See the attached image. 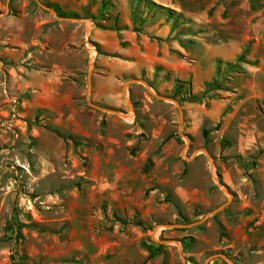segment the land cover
Segmentation results:
<instances>
[{"label":"rangeland","instance_id":"rangeland-1","mask_svg":"<svg viewBox=\"0 0 264 264\" xmlns=\"http://www.w3.org/2000/svg\"><path fill=\"white\" fill-rule=\"evenodd\" d=\"M0 264H264V0H0Z\"/></svg>","mask_w":264,"mask_h":264},{"label":"trees","instance_id":"trees-1","mask_svg":"<svg viewBox=\"0 0 264 264\" xmlns=\"http://www.w3.org/2000/svg\"><path fill=\"white\" fill-rule=\"evenodd\" d=\"M177 82H178L177 83V87H178V92H179V88L182 87L183 81L178 80ZM212 86H213V82L208 83L207 84V87H206V92H209V91L213 90V87ZM201 98H203V97H199V95H193V94L190 95V97H189V99L192 100V101H198Z\"/></svg>","mask_w":264,"mask_h":264},{"label":"water","instance_id":"water-1","mask_svg":"<svg viewBox=\"0 0 264 264\" xmlns=\"http://www.w3.org/2000/svg\"><path fill=\"white\" fill-rule=\"evenodd\" d=\"M92 64H93V62H91V67H92ZM124 93H126V89H125V88H124ZM157 97H159V98H161V99H167L165 96H157ZM223 207H224V206L219 207V208L216 209L214 212L219 211V210H220L221 208H223ZM201 222H203V219H201V220L195 222L194 224H199V223H201ZM167 226H169V227H183V226H188V225L168 224Z\"/></svg>","mask_w":264,"mask_h":264},{"label":"bare ground","instance_id":"bare-ground-1","mask_svg":"<svg viewBox=\"0 0 264 264\" xmlns=\"http://www.w3.org/2000/svg\"><path fill=\"white\" fill-rule=\"evenodd\" d=\"M91 52H92V55L94 56V55H95V51H94V49H93V48H92V51H91Z\"/></svg>","mask_w":264,"mask_h":264},{"label":"built area","instance_id":"built-area-1","mask_svg":"<svg viewBox=\"0 0 264 264\" xmlns=\"http://www.w3.org/2000/svg\"><path fill=\"white\" fill-rule=\"evenodd\" d=\"M93 60V59H92Z\"/></svg>","mask_w":264,"mask_h":264}]
</instances>
